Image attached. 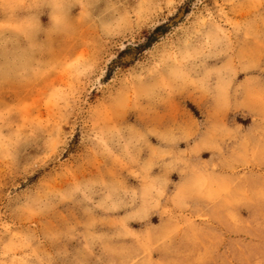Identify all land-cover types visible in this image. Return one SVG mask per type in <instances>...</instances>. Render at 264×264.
Returning a JSON list of instances; mask_svg holds the SVG:
<instances>
[{"label":"rangeland","instance_id":"374dc122","mask_svg":"<svg viewBox=\"0 0 264 264\" xmlns=\"http://www.w3.org/2000/svg\"><path fill=\"white\" fill-rule=\"evenodd\" d=\"M222 186L264 264V0H0V264H159Z\"/></svg>","mask_w":264,"mask_h":264},{"label":"crops","instance_id":"0c3cea01","mask_svg":"<svg viewBox=\"0 0 264 264\" xmlns=\"http://www.w3.org/2000/svg\"><path fill=\"white\" fill-rule=\"evenodd\" d=\"M221 194V200L210 202L207 220L197 219L190 228L170 235L157 246L159 264H230L231 257L245 254L243 250H225V186ZM227 243L235 240L231 238Z\"/></svg>","mask_w":264,"mask_h":264}]
</instances>
